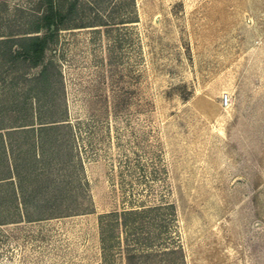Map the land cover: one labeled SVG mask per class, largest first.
<instances>
[{
    "label": "rangeland",
    "instance_id": "1",
    "mask_svg": "<svg viewBox=\"0 0 264 264\" xmlns=\"http://www.w3.org/2000/svg\"><path fill=\"white\" fill-rule=\"evenodd\" d=\"M54 2L33 65L47 1L0 0V264H264V0ZM132 202L162 206L126 259L99 216Z\"/></svg>",
    "mask_w": 264,
    "mask_h": 264
},
{
    "label": "trees",
    "instance_id": "2",
    "mask_svg": "<svg viewBox=\"0 0 264 264\" xmlns=\"http://www.w3.org/2000/svg\"><path fill=\"white\" fill-rule=\"evenodd\" d=\"M47 4L44 11L41 13L39 23L36 26L38 29H43L41 34H32L27 35L22 38V42L19 47L14 51L12 56L14 58L19 57L23 60L29 61L33 65H38L42 62L45 51L48 47L49 42L51 43L54 40V37L57 35V30L59 29V25H61L63 21V17L65 12L62 10V6L55 5L54 0H46ZM73 5L71 4L68 9H70ZM62 119H53L51 120L54 123H50V128H57L60 126L67 127L68 134L73 136L72 132V124L70 120L67 118H63L65 121H61ZM5 176L2 178L12 180L14 175H17L19 170L17 168V164L7 163L5 165ZM70 176V174H69ZM68 181H64L62 185L65 189V185ZM70 182V181H69ZM68 182V183H69ZM68 190H66L67 192ZM70 196V192H67ZM72 198L68 199V203L65 205V209L67 211H77L78 208L74 206L72 203ZM161 204H134L133 202L127 206H121L120 210H112L107 213L109 219L104 221L103 217L106 215L102 214L99 217V225L100 229L105 231H109L108 234H101L100 240L103 244V249L111 250L113 248L117 249L116 252L124 254L126 259H129L133 256V254L137 252H142L144 250L150 249L152 247L153 242L151 241V237L142 236V228L147 224L155 223V215L158 208H160ZM70 214V213H68ZM42 215L46 214H38V218H41ZM115 226H121L123 228V232L125 233L124 241L125 246L119 245L121 241L119 235L114 234L112 232ZM130 241V242H129ZM117 245V246H115Z\"/></svg>",
    "mask_w": 264,
    "mask_h": 264
}]
</instances>
